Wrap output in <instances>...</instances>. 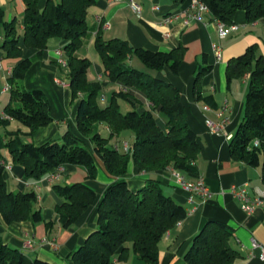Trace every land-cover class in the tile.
<instances>
[{
    "label": "trees",
    "instance_id": "obj_1",
    "mask_svg": "<svg viewBox=\"0 0 264 264\" xmlns=\"http://www.w3.org/2000/svg\"><path fill=\"white\" fill-rule=\"evenodd\" d=\"M24 1L22 34L17 31L15 20L9 22L5 19V10L0 6V37L4 30L0 47L5 50L7 58L17 60L9 77L11 99L3 113L0 112V124L10 122L2 119V115L7 114L28 126V134H34L53 120L44 92L40 89L26 90L21 84L33 59L23 57L19 42L23 37L27 47L42 53L48 48L51 38H60L66 42L62 50L68 61L73 99L79 100L77 122L81 136L69 130L62 140L39 146L22 143L18 138L10 139L5 146L11 155L14 174L23 181L39 180L61 166L72 164L85 167L86 178L95 179L97 158H100L108 173L117 179L106 188L97 203L98 228L69 255V259L73 264L126 261L131 243L139 259L148 264H158L159 243L169 230L187 217L188 210L166 194L163 183L156 178L148 179L142 188L134 191L123 176L131 161L146 173L167 169L184 172L199 155L198 135L187 122L181 92L159 75L167 66L178 71L184 48L153 51L133 47L121 38L106 40L97 35L94 46L103 64V74L101 79L90 80L88 73L92 61L89 57H80L77 51L91 31L87 15L97 0H48L43 9L39 7V0ZM201 1L215 19L227 24L234 23L239 10L245 12L249 23L264 18V0ZM134 56L148 71L132 65ZM211 68V65L201 66L197 71V82L200 75ZM247 73L250 81L244 117L231 138L230 153L235 161L252 167L261 165L264 175V54L258 53L257 44L250 45L243 54L228 61L229 81ZM103 79L118 85V90L112 92L106 105L100 104ZM195 91L199 95L197 85ZM123 103L129 104L128 111L122 110ZM98 123L109 126L108 136L98 131ZM125 130L135 135L128 151L110 144ZM82 136L90 139L93 149L87 146ZM5 170L6 166L0 163V213L5 222H42L44 218L37 206V193L24 187L11 191L4 177ZM52 190L59 199L56 212L64 228L74 225L98 198L97 192L86 182L55 183ZM234 237V229L227 223L209 220L193 237L184 259L188 264H231L241 256L233 245ZM0 264L50 263L31 258L0 237Z\"/></svg>",
    "mask_w": 264,
    "mask_h": 264
},
{
    "label": "crops",
    "instance_id": "obj_2",
    "mask_svg": "<svg viewBox=\"0 0 264 264\" xmlns=\"http://www.w3.org/2000/svg\"><path fill=\"white\" fill-rule=\"evenodd\" d=\"M48 0H39L43 9ZM56 2L60 0H55ZM141 7L136 12L131 0H97L87 15L91 31L77 51L80 57H88L94 46L97 35L104 39L121 38L130 42L133 47L153 51L168 52L179 46L184 48L183 61L178 71L168 66L159 73L160 77L174 84L181 92L185 105L186 119L198 135L200 152L196 160L190 162L182 172L187 179L195 181L202 178L210 191V197L204 201L199 195L177 186L172 170L146 173L140 171L133 162H129L126 175L123 176L129 187L137 191L150 178L163 183L166 194L175 198L188 210L187 217L169 230L159 243L158 264H188L184 255L195 234L209 220L227 223L234 229L233 245L239 249L241 256L231 264H264L260 257V248H253L252 239L264 246V207L255 206L252 211L243 208L242 200L233 193L234 188L246 187L250 196L257 189L264 188L262 166L252 167L233 160L230 153V141L236 132L245 112L246 94L249 88L250 75L241 78H227L228 61L243 54L246 49L257 44L258 53L264 54V18L249 23L243 10L237 11L234 24L238 29L225 38H221L218 20L208 11L199 12L191 5L190 0H134ZM5 10V19L16 21L17 31L24 30V0H0ZM0 42L4 40L1 31ZM66 42L60 38H51L48 48L38 53L37 49L25 45L21 37L19 46L23 57L33 59V64L21 84L26 90L40 89L50 104L53 120L40 127L34 134H28V126L11 119L7 125L0 124V160H6L4 177L11 191L34 190L38 195L37 206L41 209L44 220L34 223L31 220L6 223L0 213V237L9 246L18 248L31 258H39L50 264H73L69 255L83 244L86 238L98 228L97 203L103 197L106 188L117 177L108 173L103 161L97 158L98 174L95 179H87V170L83 166L66 164L61 166L59 176L53 181H23L12 170V159L5 146L10 139L18 138L22 143H33L36 146L53 141L59 134L62 140L67 131L80 135L77 122V105L73 99L70 86L67 84L69 66L63 63L56 54ZM221 48L218 56L215 46ZM94 60L89 69V79H101L103 64ZM16 59L7 58L0 47V112L11 99V90H6L10 72ZM211 65L209 72L200 75L197 82V71L201 66ZM101 101L106 105L118 85L102 80ZM195 85L200 89L199 95ZM208 107V109H206ZM221 125L220 130H213L208 122ZM104 136L110 134L106 123L96 125ZM81 136V135H80ZM90 149L93 143L82 136ZM134 133L125 130L119 137H114L110 144L124 143L131 146ZM23 182V186L21 185ZM86 182L97 192V202L91 205L84 214L69 228H64L56 212L59 202L52 190L55 183L71 184ZM11 183V187L9 186ZM51 222L49 225L48 223ZM140 261L139 264L144 263ZM114 260L112 264H117ZM146 264V263H145Z\"/></svg>",
    "mask_w": 264,
    "mask_h": 264
},
{
    "label": "built area",
    "instance_id": "obj_3",
    "mask_svg": "<svg viewBox=\"0 0 264 264\" xmlns=\"http://www.w3.org/2000/svg\"><path fill=\"white\" fill-rule=\"evenodd\" d=\"M131 4H132V6L136 12L141 11L140 5L138 3H136L134 0H131ZM191 5L196 7L199 10V12L208 10L207 5L201 0H191ZM218 28H219L220 37L225 38L231 32L237 30L238 26L234 23L233 24H227L225 22L219 21L218 22ZM215 50L217 51L218 56L220 57L221 56L220 46L216 45ZM56 54L58 55V57L61 59V61L63 63H65V64L67 63V59H65L63 56L62 48L56 50ZM11 73H12V70H11L10 74ZM69 83L70 82L68 80L67 84L70 86ZM5 89L11 90L10 84H7L5 86ZM206 109H208V107H206ZM2 117L5 119H11V117L7 114H3ZM208 124L213 130H220L221 129V125H216L211 121H209ZM255 144H258V142H255ZM129 147L130 146L128 143H124L122 146V149L125 151H128ZM117 148H119L118 145H117ZM0 163L4 164L6 166V168L9 167L6 160L1 159ZM60 169H61V167H59L55 171L48 173L45 177V180L51 182L54 179H57L58 176L60 175L59 174ZM172 175L174 176L175 183L177 184L178 187H180L186 191L196 193L204 201H207L209 199L210 191H209L208 187L206 186L204 179L198 178L195 181L189 180L186 178V176L181 171L176 170V169H172ZM233 193L235 196L239 197L242 200L243 208L247 211H252L255 206H263L264 207V188L257 189L253 196H250L248 189L246 187L234 188ZM252 246H253V248H260V250H261L260 257L262 259H264V246H262L255 239H252Z\"/></svg>",
    "mask_w": 264,
    "mask_h": 264
},
{
    "label": "rangeland",
    "instance_id": "obj_4",
    "mask_svg": "<svg viewBox=\"0 0 264 264\" xmlns=\"http://www.w3.org/2000/svg\"><path fill=\"white\" fill-rule=\"evenodd\" d=\"M93 54H95V56H99V54H98V52H97V50L95 49V47H92L91 49H90V53H89V58L91 59V61H93L94 60V56H93ZM97 62L99 63V64H102V62H101V59H100V57H97ZM132 65L134 66V67H136V68H138V69H141V70H146V71H148V68L142 63V61L138 58V57H136V56H134L133 57V59H132ZM103 74V73H102ZM69 80V77H68V79H67V81ZM104 80V79H103ZM11 86V85H10ZM102 96V95H101ZM104 103L105 102H103V101H101V98H100V104L101 105H104ZM128 109H130V106H129V104H127V103H123V106H122V110L123 111H128ZM2 119H5V118H3L2 117ZM8 120H11V119H8ZM54 139V138H53ZM10 187H11V183H10V185H9ZM9 189H11V188H9ZM129 257H128V259L126 260V261H119L117 264H139V260L137 259V255L133 252V249H132V244L131 243H129ZM141 260V259H140ZM142 261V260H141ZM143 263H144V261H142ZM146 263V262H145ZM144 263V264H145ZM146 264H148V263H146Z\"/></svg>",
    "mask_w": 264,
    "mask_h": 264
},
{
    "label": "water",
    "instance_id": "obj_5",
    "mask_svg": "<svg viewBox=\"0 0 264 264\" xmlns=\"http://www.w3.org/2000/svg\"><path fill=\"white\" fill-rule=\"evenodd\" d=\"M60 139V136L59 134H57L55 137H54V140H59Z\"/></svg>",
    "mask_w": 264,
    "mask_h": 264
}]
</instances>
